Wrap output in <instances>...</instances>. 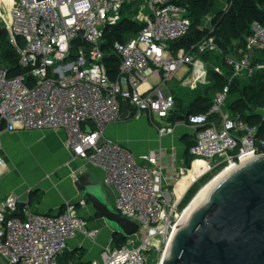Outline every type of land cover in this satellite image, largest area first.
Masks as SVG:
<instances>
[{"label":"built area","instance_id":"1","mask_svg":"<svg viewBox=\"0 0 264 264\" xmlns=\"http://www.w3.org/2000/svg\"><path fill=\"white\" fill-rule=\"evenodd\" d=\"M132 2L137 6L124 11ZM8 13L2 28L23 72L12 75L0 66V172L6 166L3 133L63 131L70 160L100 168L103 182L114 189L115 211L138 226L125 244L110 241L90 264H162L172 236L188 218L192 198L183 202L190 189L212 171L226 173L249 156L264 154V134L260 136L258 129L264 125V107L255 110L257 125L227 108L232 80L264 69V63L256 61L264 50V23L253 20L243 48L224 56L232 73L207 112L186 114L179 122L171 121L176 99L164 88L179 69L188 70L203 53H222L211 22L188 51L174 53L170 43L190 28L185 10L174 0H13ZM124 19L142 28L113 44L120 63L111 79L104 63V36ZM212 69L225 75L219 66ZM123 100L129 118L146 117L159 138L173 134L178 124L194 127L189 166L174 150L166 153L159 147L136 157L109 138L107 127L120 121ZM194 164L201 171L193 173ZM31 191L10 192L0 199V264H74L60 261L68 242L79 234L95 239L100 233L88 228L77 209L85 200L67 202L62 211L49 215L30 209ZM19 203L23 217L17 215Z\"/></svg>","mask_w":264,"mask_h":264},{"label":"water","instance_id":"2","mask_svg":"<svg viewBox=\"0 0 264 264\" xmlns=\"http://www.w3.org/2000/svg\"><path fill=\"white\" fill-rule=\"evenodd\" d=\"M0 32L7 34L4 28ZM187 108L184 103L176 121H184ZM129 117L128 103L123 100L119 120ZM74 186L111 233L125 237L137 233V224L118 214L107 202L101 184L81 174L74 179ZM22 207L23 203H19L20 217ZM165 252L162 264H264V154L249 156L207 188Z\"/></svg>","mask_w":264,"mask_h":264},{"label":"crops","instance_id":"3","mask_svg":"<svg viewBox=\"0 0 264 264\" xmlns=\"http://www.w3.org/2000/svg\"><path fill=\"white\" fill-rule=\"evenodd\" d=\"M228 2L229 0H214L210 13L202 20L201 29L204 30V28L208 27L213 17L223 13ZM207 65L211 66L212 64L206 63L201 56L196 58L195 63L188 70L187 68L179 69L167 81L164 88L165 91L172 94L176 101L179 99L189 105L204 92L203 87L208 83V78L206 77V73L204 75L202 72L203 68L207 71ZM194 133V127L187 124H178L173 134L159 138L156 129L144 116L138 119L129 118L107 127V136L120 143L136 157L146 154L149 150H155L160 147L166 153L174 150L177 156L184 160L186 142L189 139L194 140ZM39 135L42 137L38 138ZM14 136H20L22 142L24 141V143H21V146L24 148H30L29 143L34 138L37 140L36 143L42 142L43 148L46 150L45 156L42 158L35 157L33 163H46L51 168H57L56 170L61 169L63 171H61L60 176L55 174L50 175L48 181L44 180L42 181V186L41 184L37 186L38 184H18L14 180V177L4 175V170H2L0 172V199L4 198L10 192H22L26 188L32 187L29 195L30 209L37 213L55 214L62 211L67 202L77 203L81 199L74 186V176L77 174L78 177L82 174L86 176L88 181L101 184L102 192L105 194L107 202L109 204L111 200L114 202V189L103 182L104 175L100 168L92 164L84 165V162L80 160H70L71 155L64 144L65 134L63 131H18L3 133L2 145L4 157L5 139L8 137L12 139ZM68 165H71V172L67 168ZM54 176H57L55 182L52 181ZM17 185H21L19 189H16ZM59 185H61L60 189ZM38 188L42 190L41 195L38 192L34 193ZM34 198H37V204L33 208L31 200ZM77 209L80 214L89 216L88 218L85 217L88 228H98L100 233L95 239H88L79 234L76 238L70 240L64 254L60 257V261L73 262L74 264H90L91 260L99 255L103 246L112 241V233L106 225L105 227L92 226L96 224L90 225L91 221L92 223L94 222L95 217H101L87 201H85L84 206L78 205Z\"/></svg>","mask_w":264,"mask_h":264},{"label":"trees","instance_id":"4","mask_svg":"<svg viewBox=\"0 0 264 264\" xmlns=\"http://www.w3.org/2000/svg\"><path fill=\"white\" fill-rule=\"evenodd\" d=\"M174 3L185 10L184 16L190 20L188 32L181 39L170 43V49L175 53L180 49L188 51L204 36L205 30L201 29L202 20L210 13L214 0H174ZM228 4L229 7L225 12L211 19V25L215 29V44L221 49L222 53L207 51L201 55V58L206 62L213 60V62H217L218 66H224L226 72L228 66L224 64V56L233 55L237 48H243L253 20L264 23V0H229ZM1 28L0 26V30ZM141 28V24L124 19L106 30L104 50L107 57L104 63L111 79H114L117 75L120 63L119 56L113 52V44L124 42L127 38L136 35ZM256 61L264 62V50L258 54ZM0 66L8 68L12 75L23 72L18 66V56L9 44L7 37L1 32ZM256 72L250 78L239 77L232 80L229 96L233 99L230 103H227V108L232 113L238 114L244 122L257 125L260 117L255 113V110L264 107V74L258 73L255 75ZM228 77V72L221 76L211 68L208 72V84L204 88L203 94L188 105L187 114L207 112L214 94L226 85ZM32 82L33 79L29 76L27 85H31ZM181 111L182 106L176 101V111H174L171 121H174ZM258 129L259 135L263 136L264 125H259ZM193 141V139H189L186 142L185 155L188 154V148ZM191 161L192 159H188V166ZM204 180H200L198 184L190 189L183 205L190 201ZM112 240L115 245L120 246L124 244L126 237L112 233Z\"/></svg>","mask_w":264,"mask_h":264},{"label":"rangeland","instance_id":"5","mask_svg":"<svg viewBox=\"0 0 264 264\" xmlns=\"http://www.w3.org/2000/svg\"><path fill=\"white\" fill-rule=\"evenodd\" d=\"M134 5L137 6V4L135 2H132L130 5H125L124 11L126 9H129L130 7L134 6ZM7 15H8V11H7L6 7L3 5V3L0 2V26L1 27H3V25H4L3 19L6 20ZM18 43L20 46H24V40L21 37L18 38ZM72 48H73L72 53L74 55L76 53V45L74 43L72 44ZM206 63L212 64L211 66L214 65V67L218 66L217 62H213V60H211L210 62H206ZM207 66L208 67H207V71H206V77L208 78V72L210 71L211 66H209V65H207ZM221 68H222V70H224V66H221ZM226 68H227L228 76L230 77L232 70L230 67H229L230 69L228 67H226ZM224 72H226V71H224ZM258 73L264 74V69L257 71L255 73V75ZM240 77H245V76H240ZM228 78H227L226 84L228 82ZM236 78H239V77H236ZM207 84H205L203 88H205L207 86ZM189 99H191V98L189 97ZM232 99L233 98L229 96L227 99V103H230L232 101ZM177 102H179L181 104V106H183V104H184V102H182L179 99L177 100ZM180 113H178V114L180 115ZM40 137H42V136L39 135L38 138H40ZM35 139L36 138H34L32 141H30V143H29L31 146L30 148H28V147L24 148L21 146L22 145L21 143H24V141L22 142V139L20 138V136H14L12 139H11V137H8L7 139H5L6 167L3 169L4 175L6 174V176L9 175V176L14 177V180H16V182H18V184H20V183H21V185L24 183L25 184H33V185L38 184L37 186H39L41 184V186H42V184H43L42 181H44V180L48 181L50 175L55 174V175L60 176V173H62L61 171H63L61 169L56 170L57 168H51L46 163H41V162H39V163L37 162V164L33 163V159L35 157H39V158L44 157L45 156L44 154L46 151L43 148V143L42 142L36 143L37 140H35ZM188 159H192V156H190L189 154H186L184 157V163L186 166H188V162H187ZM67 168L71 172V165L70 166L68 165ZM199 171H201V167L199 168L198 165L194 164V172L193 173H195V172L197 173ZM75 175L76 176H74V178L77 177V174H75ZM216 175H218V171H212L206 175L207 177L206 176L203 177L204 179L205 178H207V179H205V180L203 178L201 179L202 181L204 180V182L198 188L197 192L202 188V186L204 184L211 181ZM56 179H57V176L56 177L54 176V179H52V181L55 182ZM21 185H17L16 189H19ZM30 188H32V187H30ZM60 188H61V185H59V189ZM41 191H42L41 188L40 189L38 188L37 190L34 191V193L38 192V194L41 195ZM197 192H195V194ZM195 194H194V196H195ZM36 202H37V198H34L33 200H31V205L33 208L36 206V204H37ZM110 204H111V207L114 209L115 207H114L113 200L110 201ZM83 216L86 218L89 217L88 215H84V214H83ZM91 224H96V225H92V226H98V227L104 226L105 227V223H104L103 219H101L99 217H95L94 222L93 223H92V221L90 222V225ZM117 234L121 235L119 233H117ZM121 236H123V235H121ZM112 244L115 245L113 240H112ZM124 244H125V242H124ZM134 245H137V243H135ZM151 255L154 256V253Z\"/></svg>","mask_w":264,"mask_h":264},{"label":"bare ground","instance_id":"6","mask_svg":"<svg viewBox=\"0 0 264 264\" xmlns=\"http://www.w3.org/2000/svg\"><path fill=\"white\" fill-rule=\"evenodd\" d=\"M13 0H0L1 3H3V5L6 7L7 11H9L11 4H12ZM9 15V13H8ZM7 15V16H8ZM201 164V163H198ZM225 174V172L215 176L211 181L207 182L206 184H204L202 186V188L195 194V196H193L188 208H187V215H189V212L191 210V208L193 207V205L196 203V201L201 197V195L203 194V192L209 188L212 184H214L220 177H222ZM166 253V252H165Z\"/></svg>","mask_w":264,"mask_h":264}]
</instances>
